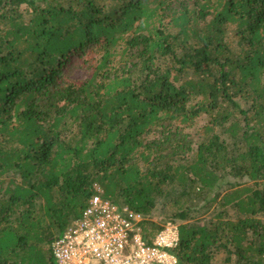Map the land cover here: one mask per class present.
<instances>
[{
	"label": "trees",
	"instance_id": "1",
	"mask_svg": "<svg viewBox=\"0 0 264 264\" xmlns=\"http://www.w3.org/2000/svg\"><path fill=\"white\" fill-rule=\"evenodd\" d=\"M93 185L169 208L177 264H264V0H0V264Z\"/></svg>",
	"mask_w": 264,
	"mask_h": 264
},
{
	"label": "built area",
	"instance_id": "2",
	"mask_svg": "<svg viewBox=\"0 0 264 264\" xmlns=\"http://www.w3.org/2000/svg\"><path fill=\"white\" fill-rule=\"evenodd\" d=\"M94 194L78 220L53 240L54 264H177L178 225L167 222L153 232L146 217Z\"/></svg>",
	"mask_w": 264,
	"mask_h": 264
},
{
	"label": "rangeland",
	"instance_id": "3",
	"mask_svg": "<svg viewBox=\"0 0 264 264\" xmlns=\"http://www.w3.org/2000/svg\"><path fill=\"white\" fill-rule=\"evenodd\" d=\"M71 78L75 80H82L85 78V73L80 70L73 71V73L71 74ZM196 140L197 138H194L192 140L191 146H196ZM171 213L172 211L169 210V208H163L160 204L156 205V207L151 211L150 215L146 217V227L148 229H151V231L153 232L159 226L165 224L163 222L169 218ZM222 259H224V255L218 254L215 258V264H220V260Z\"/></svg>",
	"mask_w": 264,
	"mask_h": 264
}]
</instances>
